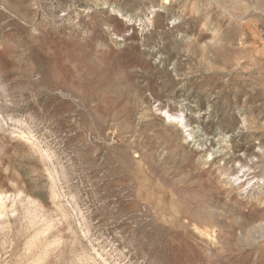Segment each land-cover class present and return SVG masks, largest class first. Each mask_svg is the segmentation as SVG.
Here are the masks:
<instances>
[{
	"label": "rangeland",
	"instance_id": "374dc122",
	"mask_svg": "<svg viewBox=\"0 0 264 264\" xmlns=\"http://www.w3.org/2000/svg\"><path fill=\"white\" fill-rule=\"evenodd\" d=\"M0 198V264H264V0H0Z\"/></svg>",
	"mask_w": 264,
	"mask_h": 264
},
{
	"label": "bare ground",
	"instance_id": "6f19581e",
	"mask_svg": "<svg viewBox=\"0 0 264 264\" xmlns=\"http://www.w3.org/2000/svg\"><path fill=\"white\" fill-rule=\"evenodd\" d=\"M174 119H176V121H178L180 124H182L183 127H186V122H185V119H186V118H184V116H183L182 113L179 114V115H176V116L174 117ZM187 125H188V124H187ZM14 130L17 131L18 128H17V127H14ZM16 137H17L18 140L23 141L24 143H27V144H33V143H34L33 138H31V137H27V136H25V135H21V134H17ZM39 144H40V143H39ZM40 148H41V147H40ZM43 151H44V153H45V155H46L47 157H50V154H49L46 150H43ZM0 201H1V198H0ZM0 214H1V212H0Z\"/></svg>",
	"mask_w": 264,
	"mask_h": 264
}]
</instances>
